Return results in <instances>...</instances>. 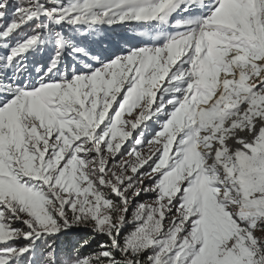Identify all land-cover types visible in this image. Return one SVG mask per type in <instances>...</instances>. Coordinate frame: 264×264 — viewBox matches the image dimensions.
Instances as JSON below:
<instances>
[{
	"label": "snow or ice",
	"instance_id": "obj_1",
	"mask_svg": "<svg viewBox=\"0 0 264 264\" xmlns=\"http://www.w3.org/2000/svg\"><path fill=\"white\" fill-rule=\"evenodd\" d=\"M0 264H264V0H0Z\"/></svg>",
	"mask_w": 264,
	"mask_h": 264
},
{
	"label": "rangeland",
	"instance_id": "obj_2",
	"mask_svg": "<svg viewBox=\"0 0 264 264\" xmlns=\"http://www.w3.org/2000/svg\"><path fill=\"white\" fill-rule=\"evenodd\" d=\"M143 30L144 29H130L129 32H128V35L133 37V42L134 43L139 41V40H144V39H146L145 37L139 36V32L143 31ZM140 199H141V201L150 200V197L146 196V195H142Z\"/></svg>",
	"mask_w": 264,
	"mask_h": 264
}]
</instances>
